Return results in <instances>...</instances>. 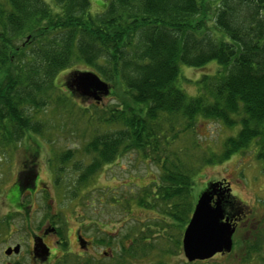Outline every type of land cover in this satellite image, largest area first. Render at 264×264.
<instances>
[{"label": "trees", "instance_id": "16d2710c", "mask_svg": "<svg viewBox=\"0 0 264 264\" xmlns=\"http://www.w3.org/2000/svg\"><path fill=\"white\" fill-rule=\"evenodd\" d=\"M101 5L92 14L90 0H0V147L11 151L27 139H43L48 130L39 114L66 113L72 99L78 108L66 87L72 72L62 83L66 91L58 78L81 66L117 86L136 107L76 109L91 135L81 151L89 163H73L79 174L69 184L60 175L67 163L77 162L74 152L52 158L54 186L77 199L103 167L136 152L160 173L156 184L141 189L137 206H159L186 226L195 200L193 179L202 168L253 147L264 173V0H101ZM210 63L217 69L203 72L194 82L196 95L189 96L179 67L201 70ZM201 122L239 130L215 153L201 145ZM39 146L23 151L34 154ZM22 183L15 180L18 194L5 199L16 212L27 205ZM223 201L228 217L230 208L238 212L232 195L225 193ZM46 218L60 224L57 215ZM254 239L246 245L244 264H264V234ZM135 241L146 239L135 237L127 250L122 246L119 259L136 256ZM96 243L109 246L104 239Z\"/></svg>", "mask_w": 264, "mask_h": 264}, {"label": "rangeland", "instance_id": "374dc122", "mask_svg": "<svg viewBox=\"0 0 264 264\" xmlns=\"http://www.w3.org/2000/svg\"><path fill=\"white\" fill-rule=\"evenodd\" d=\"M90 3L92 14L102 10L101 0H90ZM77 68L67 73L64 71L58 78L60 88L64 91L66 90L62 83L66 76L73 71H82L81 66ZM215 68L217 69V66L214 63L208 64L201 70L180 66V85L189 96H194L196 95L195 80L200 78L203 72L212 74ZM108 86L110 94L101 96L99 102L91 97L79 100L77 98L79 95L75 92L77 105L83 109L95 106L102 110L117 108L120 105L122 109L136 107L122 96L121 89L119 90L117 86ZM71 101L72 108L68 112L65 111L68 114H61L57 109H49L46 113L37 116L38 120L46 124L44 129L48 130L44 132L43 139L40 137H36L35 140L27 139L20 147L11 151L0 147V264H30V259L27 257L28 238L39 228L41 230L47 228V214L50 217L57 215L60 218L59 228L62 230L68 228L74 233L78 228L87 239H104L105 243H109V246L101 245L102 247L95 244L99 253L101 250L106 252L105 255H99V264H244L241 258L244 257L246 245H249V242L253 244L254 237H262L264 234L262 206L264 173L261 163L255 157L253 147L237 153L224 163L205 166L193 179L194 185L191 191L195 197L193 206L196 198L209 182L227 181L235 200L232 208L241 216L246 215V222L243 223L244 220L243 224L240 222L234 232L232 249L229 253L216 254L204 262L189 263L184 259L181 249L185 224L166 217L165 211L161 212L162 208L159 206L148 209L137 206L141 189L147 186L150 188L152 182L155 184L158 182L159 169L149 159L143 160L136 152L123 154L113 163L103 167L92 179L91 184L80 191L77 199L68 197L67 192L64 195L65 188L61 185L54 186V173L51 167L56 163L52 162L54 164L50 165L52 158L69 150L74 152L73 160L77 162L67 163L64 173L60 175L62 177L66 175L69 184L75 181L79 174L73 172V163L79 166H86L89 163L86 159L83 161L81 151L91 135L84 128L85 118L83 120L80 118L81 121H78L74 115L79 107L76 108L73 99ZM201 123L197 132V136L203 139L201 145L215 153L219 152L221 144L227 137L235 136L239 130L238 127L224 128L215 122ZM38 143L40 146L34 154L23 151V148L28 146L35 148ZM25 175L34 176L36 182L33 184L30 181L20 185L19 189L23 191V200L27 207L24 206L22 211L16 212L8 207L5 199L18 194L13 183L17 177L22 178ZM135 237H144L146 241L143 243L135 241L136 256L131 259L125 257L122 261L119 259L121 247L124 246L127 250L128 242L134 241ZM16 242L23 245L20 254L10 259L5 258L3 254L5 247L13 246ZM46 243L50 246L51 238L48 237ZM66 250L65 246L63 252L57 253V256L65 254L60 264L89 262L87 259L76 260L75 256H68ZM68 251L79 252L72 239ZM93 252L94 250L91 249V255ZM90 264L98 263L90 260Z\"/></svg>", "mask_w": 264, "mask_h": 264}, {"label": "water", "instance_id": "95a60500", "mask_svg": "<svg viewBox=\"0 0 264 264\" xmlns=\"http://www.w3.org/2000/svg\"><path fill=\"white\" fill-rule=\"evenodd\" d=\"M66 87L77 92L80 97H91L97 102L101 96L109 94V86L90 71L71 73ZM226 192L229 189L222 191L219 184L213 183L197 197L181 240L182 253L187 262L204 261L215 254L231 251L234 225L224 216L223 200ZM18 252L19 247L15 246L7 249L5 255Z\"/></svg>", "mask_w": 264, "mask_h": 264}, {"label": "flooded vegetation", "instance_id": "af4514ba", "mask_svg": "<svg viewBox=\"0 0 264 264\" xmlns=\"http://www.w3.org/2000/svg\"><path fill=\"white\" fill-rule=\"evenodd\" d=\"M16 180L23 181L22 184L30 183V181L34 184L36 182L35 177H28L26 178H20L17 177ZM230 212V218L232 219V222L235 225V232L237 227H239L240 222L244 220L243 223L246 222L245 216L243 218L238 214L237 212H233L232 209H229ZM47 228L44 230L38 229L37 232H34L32 235L28 238V251H27V257H29L30 264H58L61 262L62 257L65 255L57 256L58 252H63L62 245H66L67 250L66 253H68V256H75L76 260L78 259H87L95 260L98 264L100 258L99 255L103 254L105 255L106 252L101 250L99 253V250L96 249V245H98L96 242L99 240L98 238L95 240L94 238L87 239L82 233L81 229H76L74 233H71L70 229L66 228L64 231H62L59 228L58 224H52L48 220L46 221ZM242 223V224H243ZM51 238V244L50 246L46 243V239ZM71 237V238H70ZM73 240L75 243L78 253L70 252L68 251L69 243ZM96 244V245H95ZM15 246L19 247V252L17 254L11 253L10 255H5V251L7 249H13ZM99 246V245H98ZM23 245L19 242H16L13 244V246H6L5 250L3 251L5 258H12L16 255H19L21 252ZM95 247V248H94ZM102 247V246H101ZM94 250L93 254L91 255L90 250ZM96 249V252H95ZM94 258V259H93ZM89 262H86V264H89Z\"/></svg>", "mask_w": 264, "mask_h": 264}]
</instances>
